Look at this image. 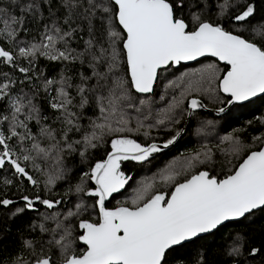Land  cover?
Segmentation results:
<instances>
[{
  "label": "snow or ice",
  "instance_id": "snow-or-ice-1",
  "mask_svg": "<svg viewBox=\"0 0 264 264\" xmlns=\"http://www.w3.org/2000/svg\"><path fill=\"white\" fill-rule=\"evenodd\" d=\"M59 2L65 9L62 19L52 11L54 0H0V66H10L23 75V79H13L12 74L0 68V169L9 168L32 186L43 183L50 190L66 179V154L84 159L91 150L106 143L110 148L104 159L82 171L74 189L78 197L83 194L94 200L91 207L98 210V221L80 219L81 234L73 238L71 229L59 220L60 212L45 217L56 219L62 230L59 239L53 240L60 249L59 264H170V260L184 259L178 255L180 249L214 237L228 223L264 212V137H256L261 141L259 149L249 147L242 162L222 178L208 170H197L212 159L211 148L204 145L159 175L160 182L172 189L170 192H154L157 180L152 178L136 190L131 206L122 203L106 207V201L132 179L121 170L123 162H148L181 135L177 131L160 145L151 139V129L179 123L178 109L191 115L207 107L193 96L194 92L213 100L217 92L223 93L227 100L220 102L227 105L264 95V18L255 20L256 5L251 0H221L217 5L219 16L241 25V31L236 32L220 22L201 19L196 12H191L189 21L184 11L186 4L189 10L194 6L190 0ZM95 20L100 21L107 36V47L96 41ZM77 21L87 24L89 39L84 41L82 51L71 46L82 30ZM113 21L120 31L114 29ZM31 25L36 26L37 34L21 39L22 33H30ZM249 31L251 36H246ZM5 41L13 47H6ZM121 48L129 79L118 74ZM208 56L225 63L222 76L215 65L191 74L195 79L186 73L165 86L167 94L169 88L185 85L179 95H173L167 106L153 108L148 94L153 93L161 70ZM39 57L65 64H87L91 75L81 72L79 82L74 83L62 72L59 78H44L39 85H32L30 73ZM41 90L45 94L42 102ZM133 90L147 98L134 96ZM165 98L161 95L160 100ZM89 108L92 115L83 124ZM225 111V107L217 109L218 114ZM49 112L59 122V129L52 126ZM132 133L143 135L148 142L132 138ZM77 135L79 138H74ZM222 142L230 146L233 155L245 150L235 134L224 135ZM45 164L47 167L42 166ZM35 173H40L43 181ZM21 199L25 205L14 214L35 210L37 202L47 209L64 205L63 199H44L40 195H22ZM13 203L0 199V205L5 207ZM88 208L80 198L63 218H79ZM76 240L85 246L80 251L74 247ZM242 247L237 236L226 255L240 256ZM259 251L252 248L249 255ZM198 255L196 264H207L204 254ZM34 264L57 262L51 256H39Z\"/></svg>",
  "mask_w": 264,
  "mask_h": 264
},
{
  "label": "trees",
  "instance_id": "trees-1",
  "mask_svg": "<svg viewBox=\"0 0 264 264\" xmlns=\"http://www.w3.org/2000/svg\"><path fill=\"white\" fill-rule=\"evenodd\" d=\"M220 2L221 0H201V2L197 3V0H190V3L194 6L189 10L186 4L184 16L190 21L191 12H196L201 16V19L220 22L231 31H241L240 24L229 21L227 17L218 15L217 5ZM251 2L257 8L255 20L260 21L264 18V0H251ZM5 6L7 5L5 4ZM46 9L47 5L44 6L45 15H47ZM52 11L56 13L57 17L62 19L65 9L60 5L59 0H54ZM40 23L42 24L43 21H40ZM77 23L81 25L82 30L79 31L71 46L78 51H82L84 41L89 39L87 24L82 21H77ZM93 23L95 25L96 41L107 47V36L100 27V21L95 20ZM113 27L117 31L121 30L115 21H113ZM36 34V26L31 25L30 33H22L20 38L28 40L30 36ZM245 35L251 36V31L245 33ZM4 43L6 47H13L8 41ZM117 47L119 48L120 45L118 44ZM120 51L121 64L118 74L125 79H129L126 64L123 63L125 57L122 48ZM208 65H215L220 70L219 74L221 76L226 71L225 65L212 58H204L191 65H180L178 68L170 66L168 69L162 70L159 73L153 93L148 95L154 102L153 108L157 109L167 106L171 97L173 95L178 96L181 88L185 86L181 85V88H176L175 90L169 88L167 94H165V86L169 81L177 80L186 73L189 74L190 78L195 79L196 77L191 76V74L200 73ZM0 68L12 74L13 79H23V75L10 66H0ZM62 72L71 76L74 83L79 82V73L81 72L85 75H91V69L87 67V64L83 66L79 63L65 64L39 57L35 62L33 72L30 73V75H33L32 85H39L44 78H59ZM37 75L39 79L35 78ZM92 82L94 83V80ZM27 90L25 88V91ZM44 95L41 90L39 96L41 102L44 99ZM133 95L138 98H147V96L136 94L134 90ZM161 95H165V100H160ZM215 95L216 99L213 100L208 95L194 92L193 96H197L207 105L205 109L195 111L191 115H188L186 111L182 113L178 109L176 118L179 119V123L151 129V139L160 145L170 139L177 131H180L181 135L173 145H170L160 153L154 154L148 162H123L121 170L126 175L131 176L132 179L120 193L114 194L109 201H106V207L115 208L122 203L126 204V206H131L130 202L136 190L152 178L157 180L153 188L154 192H170L172 189L160 182L159 175L168 166L178 165L184 157L202 150L204 145L211 148L212 159L208 163L199 165L197 170H208L218 178H222L234 166L242 162L249 147L253 150L259 149L261 141L255 138L264 137V97L246 105H227L220 102L227 100L225 94L217 92ZM183 107L187 108V101H185ZM219 107H225L226 111L218 114L217 109ZM91 115L92 109H86L85 119L82 120V123L86 124V118ZM49 120L54 128L59 129V122L52 119L50 112ZM209 121L212 123L209 124ZM133 126H135L134 123ZM227 134H235L241 140L245 150L240 155H233L229 150L230 146L222 142V137ZM129 135L142 143L148 142L143 135H137L136 133ZM74 138L78 139L79 136L77 135ZM108 151H110V148L106 143L95 150H91L84 159L77 154H66L64 166L69 170L66 173V179L59 181L50 190L45 188L43 183L39 187L32 186L26 179L17 177L9 168L0 169V199L14 201L12 205L7 207L0 205V264H34V260L39 256H51L59 264L60 249L53 240L59 239L62 230L57 227L56 219H45V217H51L54 213L60 212L59 220L65 227L71 229L73 238L81 234V230L78 227L80 219H87L91 222L98 221V210L91 207L94 200L83 197V194L78 197L74 193V189L76 184L80 183L82 171H88L92 164L104 159ZM42 166L47 167L46 164ZM32 171L34 172V169ZM35 175L43 181L44 177L40 173H35ZM6 181H11V183H6ZM89 186H93L91 181H89ZM22 195L30 197L40 195L42 198L50 200L63 199L64 205L63 207L57 206L53 209H47L46 206L37 202L35 210L25 209L22 213L14 214L17 213L18 208H23L25 205V202L21 199ZM80 198H83L85 203L89 205L88 211L84 212L79 218L73 217L70 220H64L63 217L66 210L73 208ZM41 226L46 230H42ZM237 236H240L243 242L241 249L243 254L229 257L226 252ZM29 242H31V247L28 246ZM200 245L204 247L201 248ZM74 247L77 251H80L85 246L76 240ZM252 248H258L260 251L255 256H251L249 252ZM200 253L204 254L203 258L207 261V264H226L229 260H232L233 264H240V262H244V264H264V212L258 211L248 219L228 223L214 237L210 236L206 240L199 241L197 245H190L180 249L178 255L184 257V259L180 261L170 260V264H196Z\"/></svg>",
  "mask_w": 264,
  "mask_h": 264
},
{
  "label": "water",
  "instance_id": "water-1",
  "mask_svg": "<svg viewBox=\"0 0 264 264\" xmlns=\"http://www.w3.org/2000/svg\"><path fill=\"white\" fill-rule=\"evenodd\" d=\"M204 58H212V59L217 60L219 63L225 65V63H224L223 61H219L216 57H210V56H208V57H201V58H198L197 60H194V61L181 62L180 65H191V64H194V63H196V62H198V61H200V60H202V59H204ZM180 65H178V66H174V67H175V68H178ZM225 66H226V65H225ZM169 67H170V66H169ZM161 71H162V70H161ZM158 76H159V75H158ZM157 79H158V78H157ZM155 84H156V83H155ZM154 87H155V85H154ZM140 95H141V94H140ZM148 95H150V94H148ZM262 97H264V95L254 97V98H252L250 101H246V102H244V103H241L240 105H246V104H249V103L254 102L255 100H257V99H259V98H262ZM203 109H205V108H203ZM198 110H202V109H197L196 111H198Z\"/></svg>",
  "mask_w": 264,
  "mask_h": 264
}]
</instances>
